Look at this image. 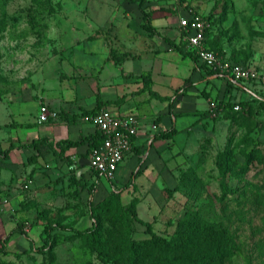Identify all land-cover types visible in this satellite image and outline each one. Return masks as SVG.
I'll use <instances>...</instances> for the list:
<instances>
[{
  "label": "rangeland",
  "instance_id": "374dc122",
  "mask_svg": "<svg viewBox=\"0 0 264 264\" xmlns=\"http://www.w3.org/2000/svg\"><path fill=\"white\" fill-rule=\"evenodd\" d=\"M144 10L154 26L159 11L175 20L186 12L211 17L214 45L234 64L264 70V0H146L142 8L132 0H0L5 118L15 102L41 104L46 97L80 108L78 115L85 112L100 95L89 91L86 71L75 72L77 59L106 55L120 65L155 52ZM136 48L145 51L137 54ZM208 93V108L198 112L195 123L176 129L157 162L141 164L144 173L137 183L130 178L113 187L122 205L139 199L138 217L152 224L160 241L137 221L123 228L109 212L102 218V257L108 264H204L205 256L213 264H264V98L254 97L236 110ZM256 94L263 96L264 89ZM130 113L140 122L137 112ZM91 116L82 119L89 122ZM0 160L5 185L0 206L5 219L25 232L9 237L0 264H105L87 241L68 237L70 229L95 223L92 206L112 193L106 178L86 172L47 182L35 192L29 162L9 173L10 164ZM93 184L99 186L97 196ZM51 224L62 227L53 232L57 242L52 250L38 252L42 231ZM143 241L146 245L137 248Z\"/></svg>",
  "mask_w": 264,
  "mask_h": 264
},
{
  "label": "crops",
  "instance_id": "0c3cea01",
  "mask_svg": "<svg viewBox=\"0 0 264 264\" xmlns=\"http://www.w3.org/2000/svg\"><path fill=\"white\" fill-rule=\"evenodd\" d=\"M180 16L188 17L190 14L186 12ZM179 17L178 21L173 17L166 18L161 11L154 15L155 27L160 35L154 37L155 52L151 54L127 59L120 65L110 61L106 55L79 56L76 61L75 72L86 71L91 77L88 83L89 91L100 95L97 99L94 97L85 112L96 109L97 100L100 99L106 103L97 111L106 106L119 114L135 111L140 117L139 133L133 151L120 165L114 180L104 177L109 182L111 191L115 185L120 186L130 178H134L137 183L144 173L139 171L141 164L145 163L147 166L157 162L159 152L170 146L173 138H159V133L172 127L180 131L185 123H195L200 118L198 112L208 108L209 98H205L206 93L209 92L210 96L219 97L220 100L234 105L254 97H263L256 94L264 89L259 83L233 82L230 78L206 70L197 60L177 50L170 42L176 45L180 41L182 43L183 32L179 26ZM136 49L139 51L137 54L142 52L141 50L145 51ZM142 75H148V85L147 79ZM186 80L190 84L185 92L181 93ZM150 89L165 99L153 96ZM117 94H120V100ZM46 99L47 102L41 104L47 103L51 109H61L67 114L62 115L60 110L58 119L39 122L40 101L27 105L15 102V105L8 108V118H5L4 108L0 106V123L5 124L9 120L12 123L11 126L0 128V143L3 149L13 147L7 158L2 155L0 158L10 164L12 171L9 170V173L29 162L28 172L34 173L31 177V188L35 192L42 191L41 185L45 187L47 182L53 180H66L74 176L79 178L86 172L94 173L88 163L90 143L66 146L64 149L56 144L64 140L77 141L82 137L95 135L97 130L92 120L85 122L82 118L87 116V113L78 115L80 108L75 109L62 99ZM70 114L72 118L69 117ZM36 139H45L46 142L38 147L30 146ZM146 158L147 162H144ZM2 181L0 179V191L5 187ZM98 187L96 189L95 186L96 196L99 193ZM105 196L100 195L98 198ZM2 206L0 233L5 236L0 235V242L11 233L15 235L18 232L14 220L5 219Z\"/></svg>",
  "mask_w": 264,
  "mask_h": 264
},
{
  "label": "built area",
  "instance_id": "2783aa9c",
  "mask_svg": "<svg viewBox=\"0 0 264 264\" xmlns=\"http://www.w3.org/2000/svg\"><path fill=\"white\" fill-rule=\"evenodd\" d=\"M211 23L210 19L196 15L180 16L179 26L183 32L184 50L192 52L198 63L212 73L230 78L236 83H259L264 88L263 69L251 64H234L223 53L207 45V34L212 31ZM234 108L240 110L241 105L237 103ZM38 116L39 122H46L58 119L60 114L45 103L40 105ZM91 120L97 132L103 135V140L99 146L91 148L89 168L102 177L114 180L120 165L133 151L140 122L134 114H119L106 106L92 115Z\"/></svg>",
  "mask_w": 264,
  "mask_h": 264
},
{
  "label": "trees",
  "instance_id": "16d2710c",
  "mask_svg": "<svg viewBox=\"0 0 264 264\" xmlns=\"http://www.w3.org/2000/svg\"><path fill=\"white\" fill-rule=\"evenodd\" d=\"M132 1H137L139 2V6L140 8L143 7V5L145 4L146 0H132ZM144 18L146 21V28L154 35H160V33L157 31V28L152 24V18H151V14L150 12H146L144 10ZM208 19H210L213 22V19L211 17H208ZM208 38H207V45L220 53H223L220 48H218L216 45H214V36L212 35V31L209 32L208 34ZM177 50H179L180 52H183L186 55L192 56L195 60H197V58L195 57V55L192 52L189 51H185L183 50V43L181 44V46L179 47L178 45H176L175 43L170 42ZM143 78L147 79V85L149 83V77L148 75H144ZM190 82L188 80H186L185 86H183L182 88V92L184 93L185 90L188 88ZM150 92L153 96L158 97L160 99H165L159 95H157L156 93H154L153 91ZM264 98V95L263 97ZM248 102L250 101H242L240 102L241 108H246V106H248ZM106 102L98 99L97 100V108L93 109L91 111H86L85 113L87 114H96L98 111L97 109L99 107H101V105L105 104ZM176 134V129L174 127H172L171 129L162 131L159 133L158 137L159 138H165V139H172ZM103 140V135L99 132H96L95 135H90L88 137H82L81 139L77 140V141H71V140H64V141H60L57 143L58 146L60 147H70V146H77L83 143H90V150L91 148L95 147V146H99L101 144ZM44 142H46L45 139H36L33 142L30 143V146L33 147H38L41 144H43ZM13 147H10L9 149H3L0 143V155H2L4 158H7L9 156L10 151L12 150ZM64 149V148H63ZM98 175V178L100 177V174L95 172ZM96 185L93 184V187H95ZM230 191L234 192L233 189H230ZM139 199L137 197L132 198V200L126 204V205H122L120 202V198H119V194L117 192L112 191V193L105 198L104 200H102L100 203L93 205L92 206V215L96 218L95 223L91 226L88 227L86 229L83 230H77V229H70L72 231V234L68 237V238H74V237H81L82 239H84L85 241H87L89 243V245L91 246V248L98 253V255L100 257L103 256L104 251L102 249V238H103V217L104 216H108V213L111 212L110 217L115 218V222L117 223H121V225L123 226V228H126V225H130L131 222H139L143 225L146 226V231L151 234L152 239L155 241H160V238L155 234V232L153 231V227L152 224L149 222H143L142 220L139 219L138 214H137V205H138ZM22 225L17 226V228H19L18 232L20 233H24L23 229L21 228ZM56 229H62L61 226L58 225H48L45 226V228L42 231V245L37 248L38 252L41 253H45L47 250H52V248L55 246L57 239L55 237V234L53 233L54 230ZM12 235V233L6 237L5 239H3L0 242V255L3 253H6V247H7V243L9 240V237ZM147 243V241H143L140 243H137L136 247L137 248H141L143 246H145ZM105 264H108L107 260L104 259V257H102ZM204 260V264H213V258L209 257V256H205L203 257ZM117 263V262H116ZM120 264V263H117ZM157 264V263H156Z\"/></svg>",
  "mask_w": 264,
  "mask_h": 264
}]
</instances>
